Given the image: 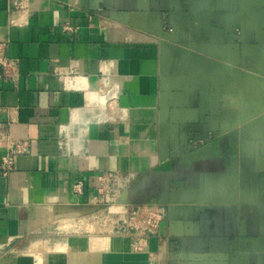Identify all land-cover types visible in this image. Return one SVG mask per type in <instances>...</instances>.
I'll list each match as a JSON object with an SVG mask.
<instances>
[{
    "label": "crops",
    "instance_id": "0c3cea01",
    "mask_svg": "<svg viewBox=\"0 0 264 264\" xmlns=\"http://www.w3.org/2000/svg\"><path fill=\"white\" fill-rule=\"evenodd\" d=\"M69 2L0 0V45L17 61L0 80V137L27 143L9 175L0 169V264H104L105 244L88 239L103 241L105 219L108 241L144 250L129 246L114 264H264V152L220 129L233 119L201 106L172 52L244 65L264 49V4L237 29L239 0ZM164 137L172 144L160 160L150 143ZM7 153L3 143L0 165ZM108 174L125 179L117 200L80 215L98 205V177ZM154 203L166 212L155 227L135 221Z\"/></svg>",
    "mask_w": 264,
    "mask_h": 264
},
{
    "label": "rangeland",
    "instance_id": "374dc122",
    "mask_svg": "<svg viewBox=\"0 0 264 264\" xmlns=\"http://www.w3.org/2000/svg\"><path fill=\"white\" fill-rule=\"evenodd\" d=\"M172 52L176 57L179 54L178 51ZM257 52L258 56H255L251 60L250 64L247 65L245 71L238 77H233V75L231 77V75L220 74L216 70L215 71L217 73H215L214 75H194V70H198L201 68L206 71L208 69V66L205 64H201L200 61L198 64L191 59L190 61L188 60V62L184 59L183 61L187 63L184 64V62H181L179 70L174 72H176L177 76H189V73L191 72L192 74L190 76L200 84V95L202 96V98L207 100L210 98V96H212L214 98L213 100L216 109L217 107L219 108V111L216 110L217 114L223 115L224 113L225 116H227L230 120L233 119V122L229 121L228 123H222V127L224 128V130L232 129L228 128L227 126L235 124V127H233L235 129L234 131L238 130L242 137L246 138L249 141L258 143L260 149L264 152V51ZM180 56L181 58H188L186 54H181ZM193 64L195 66H193ZM182 73H186V75H183ZM247 74H251L252 77L254 76L255 82L253 85H247L245 87L235 85L236 82L242 80ZM210 79L212 80L210 82L212 84V91L210 92L211 95L208 94L210 91L208 90V82L210 81ZM226 82H229V87L227 86L226 88H224V84ZM236 119H238V123H236V121L234 122V120ZM220 129L222 128L220 127ZM171 144L172 143L166 137L160 138L155 143L152 141L150 143L151 154H157L160 160L164 159L167 157ZM145 145H143V143L141 142V144L138 146L139 150L141 149L143 151V149L146 147ZM161 149L165 150L164 155L162 154ZM103 206L105 207V204ZM86 208L88 209L86 211H83L82 214L80 213V215L83 216L84 214L90 215L92 212L95 213V208L98 209L97 211H99L101 210L102 206L88 204ZM137 213L140 214L135 216V221H139L142 225L143 221L145 219L151 218L153 214L148 211H141ZM140 215L142 216L139 218ZM120 217H122V214L120 215ZM102 224L104 225V234L107 233L106 236H103L101 238L103 239V241L97 239L98 237H96L95 235H91L88 239V242H90L91 245L93 244L92 247H97L101 245L102 242V244H105L107 254L104 259V264H114L115 261L118 262L117 260L119 257V260L121 259L120 262L126 261L128 259L127 251L129 246L130 252L132 250L133 253H144V250L139 249L140 247L142 248V246L135 244L127 245V243L122 240L123 237H120V241L116 243L108 241L107 239L113 238L112 236H108L109 232L111 231V222L105 219L104 223ZM119 224L122 225L123 222L120 221ZM87 228L90 233H94V231L96 230L95 221L93 222V220H88ZM117 255L119 257H117Z\"/></svg>",
    "mask_w": 264,
    "mask_h": 264
},
{
    "label": "built area",
    "instance_id": "2783aa9c",
    "mask_svg": "<svg viewBox=\"0 0 264 264\" xmlns=\"http://www.w3.org/2000/svg\"><path fill=\"white\" fill-rule=\"evenodd\" d=\"M80 2H81V5L86 7L87 0H70L68 5L72 9H75L80 6ZM242 13H244L243 10H242ZM165 32L171 33L172 30L169 28ZM16 71H17V61L11 58L9 55H7V52L4 46L0 45V80H5V78L7 77L9 78L10 76H13L16 73ZM100 80L101 82L103 81L102 83L104 84V89L106 88L108 84H111L112 82V79L109 78V76L107 77L103 76ZM98 87L99 88L97 90H98L100 97L103 99H106V93L104 89L102 88V84L99 83ZM106 102L107 101H105V103ZM3 143L8 145V153L2 158L0 169L3 172V175L7 176L13 171V162H14L15 155L25 152L27 149V143L26 142L17 143V144L10 143L9 139L5 140L4 138L0 137V146ZM124 181L125 179H123V176L118 175V174H108V175L98 177V182L100 183L99 188H98V194L96 196L98 205L103 206L104 204L108 205L110 203H114L117 200V196L119 195V189L122 187ZM112 184L116 186L117 191L113 195H110L107 193V190H109V186ZM81 188H82L81 184H78L75 187L77 192H80ZM141 211H148V212L153 213L151 218L145 219L143 221V224L147 228L155 227L157 223L161 221V219L165 217L166 215L164 208H161L158 205L146 206L145 208L139 210L138 212H141ZM137 214H140V213H137Z\"/></svg>",
    "mask_w": 264,
    "mask_h": 264
},
{
    "label": "water",
    "instance_id": "95a60500",
    "mask_svg": "<svg viewBox=\"0 0 264 264\" xmlns=\"http://www.w3.org/2000/svg\"><path fill=\"white\" fill-rule=\"evenodd\" d=\"M253 2V3H250V2ZM239 2H240V11L238 12V18H240V17H242V10L244 11V12H254V13H256L257 12V10L259 9V7H261L263 4H264V0H239ZM247 5V6H246ZM246 6V7H245ZM251 7V8H250ZM240 22H239V27H237V29L238 28H242L243 29V27H244V25H243V23L241 22V19L239 20ZM247 26H250V23H248L247 24ZM169 34V33H168ZM161 44H164V43H161ZM173 50H175L176 51V49H173ZM178 51V50H177ZM260 51H264V49L262 50H260ZM179 52V51H178ZM181 52V51H180ZM179 52V54H178V56H177V59H178V66L176 67V70L175 71H177V70H179V68H180V64H181V62L183 63L184 61V59L185 60H187V62H188V60L190 61V59L191 58H181V54L183 55V54H185V53H183V52H181L180 53ZM257 53L258 52H252L248 57H247V61H246V63L244 64V65H240V66H235V65H231V64H229V63H226V62H220V61H218V60H215V59H209V60H207V61H200V63L201 64H205V65H207L208 66V69L205 71L204 69H198V70H194V75L195 74H199V75H206V76H208L209 74H215V73H217V72H219L220 74H225V75H231V77H232V75H233V77H238V76H240L244 71H245V69H246V67H247V65L248 64H250V62H251V60L255 57V56H258L257 55ZM182 57H186V56H182ZM263 57H264V54H263ZM191 60H193V59H191ZM197 61V60H196ZM195 61V62H196ZM187 62H184V64L185 63H187ZM197 63L199 64V62L197 61ZM263 63V62H262ZM197 64V65H198ZM193 66H195L194 64H193ZM192 66V67H193ZM210 66H211V68H210ZM217 72H216V71ZM210 71V72H209ZM207 73V74H206ZM183 75H186V73H182ZM192 73L190 72L189 73V76H187V77H190V75H191ZM249 75H251V74H249ZM254 77V76H253ZM212 80L210 79V81L208 82V90H210L209 91V93L208 94H210V92L212 91V84L210 83ZM197 86H198V91H199V98H200V103H201V106L203 107V108H205L209 113H211V114H216L217 115V111L216 110H218L219 111V108L217 107V109H216V106H215V103H214V98L212 97V96H210V98L209 99H207V100H205V99H203L202 98V96L200 95V84L197 82ZM207 90V91H208ZM211 95V94H210ZM228 128H232V129H225V131H231V130H234V128L231 126V127H229V126H227ZM234 127H235V124H234ZM222 130H224V128L222 127ZM191 144H192V142H191ZM258 144V143H257ZM259 146V145H258ZM164 149H161V152H162V154L164 153ZM165 154V153H164ZM174 191H176V189L174 190ZM175 193V192H174ZM191 195V198L192 199H194L195 198V193H193V195H192V193L190 194ZM188 198H190V196L189 195H186ZM120 202V201H119ZM154 205H156V203H154ZM172 215H175V210L174 209H170V216H172Z\"/></svg>",
    "mask_w": 264,
    "mask_h": 264
},
{
    "label": "flooded vegetation",
    "instance_id": "af4514ba",
    "mask_svg": "<svg viewBox=\"0 0 264 264\" xmlns=\"http://www.w3.org/2000/svg\"><path fill=\"white\" fill-rule=\"evenodd\" d=\"M250 3H253L252 1ZM256 16V13L252 12H244L242 13L241 22L243 23L244 27L247 26L248 23L251 22L252 18ZM191 24L193 30H197L199 26V14L196 11L191 12ZM165 31L169 29V27L164 23Z\"/></svg>",
    "mask_w": 264,
    "mask_h": 264
},
{
    "label": "bare ground",
    "instance_id": "6f19581e",
    "mask_svg": "<svg viewBox=\"0 0 264 264\" xmlns=\"http://www.w3.org/2000/svg\"><path fill=\"white\" fill-rule=\"evenodd\" d=\"M185 61H186V60H185ZM185 61H184V62H185ZM242 81H243V80H242ZM240 82H241V81H240ZM240 82H238V84H239ZM250 82H251V80H250ZM226 83H227V82H226ZM226 83H225V84H226ZM252 83H254V82H252ZM228 84H229V82H228ZM235 85H237V82H236ZM258 85H259V84H258ZM225 86H226V85H225ZM227 86H228V85H227ZM241 86H242V85H241ZM260 86H261V85H260ZM228 87H229V86H228ZM243 87H244V86H243ZM262 87H263V86H262ZM224 88H225V87H224ZM231 88H232V87H231ZM76 209H78V208H76Z\"/></svg>",
    "mask_w": 264,
    "mask_h": 264
}]
</instances>
